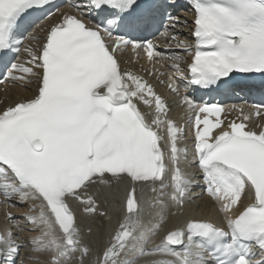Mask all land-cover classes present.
I'll use <instances>...</instances> for the list:
<instances>
[{
    "label": "snow or ice",
    "instance_id": "snow-or-ice-1",
    "mask_svg": "<svg viewBox=\"0 0 264 264\" xmlns=\"http://www.w3.org/2000/svg\"><path fill=\"white\" fill-rule=\"evenodd\" d=\"M82 6L103 19L92 24L81 9L62 13L41 42L20 29L51 0H0V57L9 50L27 57L12 64L7 78L36 85L33 95L0 108V195L31 200L33 211L39 202L38 215L20 217L40 232L29 241L33 250L48 253V264H74L80 253L84 264L90 247L73 204L85 216L108 219L92 190L127 181L124 215L96 264H264V103L197 102L185 93L191 116L181 126L146 78L177 95L178 81L212 95L264 77V0H82ZM181 6L192 15L191 40L178 43L171 73L159 72L165 50L147 37L162 17L181 23L168 13ZM126 49L151 69L125 67ZM182 165H194L199 177ZM196 187L213 201L223 226L190 217L164 229L173 208L179 213L193 202ZM17 240L11 229L0 232V264H23Z\"/></svg>",
    "mask_w": 264,
    "mask_h": 264
},
{
    "label": "bare ground",
    "instance_id": "bare-ground-1",
    "mask_svg": "<svg viewBox=\"0 0 264 264\" xmlns=\"http://www.w3.org/2000/svg\"><path fill=\"white\" fill-rule=\"evenodd\" d=\"M31 89L32 87H30L29 90L27 91H22L19 96L20 97H27L31 94ZM208 203L207 200L204 201V204ZM214 204V203H213ZM14 213L16 214L17 219H15L14 221L10 222L13 225H16L19 221H21V223L23 225H26V230L25 232L28 233V236L33 238L35 236H37V234H33V233H29V229H32V226H30V224L28 222H26L23 219H20V217H23L27 214H29L31 212L32 215H36V211L39 210V204L38 202H36V207L35 210L33 211V201L29 200L27 202L21 201L18 197H15L14 201H13V205L11 206ZM197 214V213H196ZM199 214H201L202 216L205 215L204 211L199 212ZM167 223L164 225V229H168V228H172L175 225H178V219H176L175 217H166ZM163 231V230H162ZM164 233V231H163ZM23 244V243H22ZM26 248H22V253L20 251L21 254V258L25 260L26 264H39V263H32V258L36 257V258H43L44 262L40 263V264H48V259L46 260V255L44 257L42 256H38L34 251H32L31 248H29V251H25ZM26 256V258H24Z\"/></svg>",
    "mask_w": 264,
    "mask_h": 264
},
{
    "label": "rangeland",
    "instance_id": "rangeland-1",
    "mask_svg": "<svg viewBox=\"0 0 264 264\" xmlns=\"http://www.w3.org/2000/svg\"><path fill=\"white\" fill-rule=\"evenodd\" d=\"M25 248H26V249H29V248H31V247H28V248H27V247H25ZM21 253H22V249H21ZM34 258H36V257H33L32 259H34Z\"/></svg>",
    "mask_w": 264,
    "mask_h": 264
}]
</instances>
